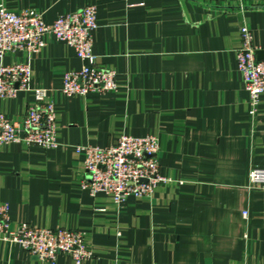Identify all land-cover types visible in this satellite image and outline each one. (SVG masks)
Instances as JSON below:
<instances>
[{"label":"crops","instance_id":"crops-1","mask_svg":"<svg viewBox=\"0 0 264 264\" xmlns=\"http://www.w3.org/2000/svg\"><path fill=\"white\" fill-rule=\"evenodd\" d=\"M2 1L46 24L95 6L92 52L117 84L105 95L63 94V73L83 62L51 35L36 53L0 59L27 63L30 87L48 90L58 143L1 147L0 204L10 228L81 231L92 257L80 264H264V185L248 181L251 168L264 169V93L251 118L236 62L244 23L264 59V0ZM31 99L29 91L0 99V113L18 120ZM123 134L156 137L159 172L170 181L117 208L82 188L76 148L106 147ZM0 264L48 263L0 241ZM54 264L75 263L59 255Z\"/></svg>","mask_w":264,"mask_h":264},{"label":"built area","instance_id":"built-area-1","mask_svg":"<svg viewBox=\"0 0 264 264\" xmlns=\"http://www.w3.org/2000/svg\"><path fill=\"white\" fill-rule=\"evenodd\" d=\"M97 27L95 6H85L62 14L46 24L41 14L31 9L19 14L8 11L0 0V59L15 51L36 53L44 46V36L70 46L83 62L77 71L64 72L60 91L67 96L86 98L116 91V73L101 67L92 52V33ZM240 47L236 51L237 70L248 94V114L253 118L264 93V59H257L252 35L244 23L239 28ZM31 69L14 61L0 65V99H12L20 91L32 93L24 115L9 120L0 113V149L9 143H21L44 149L57 147L54 101L43 88H31ZM84 154L82 188L91 196L103 193L117 208L130 197L151 198L154 189L170 181L159 172L158 140L152 135L133 137L123 134L106 147L78 146ZM250 184L264 185V169L251 168ZM246 218V212H244ZM246 238V235H244ZM0 241L17 244L40 262L54 264L59 255L75 264L92 257L84 234L65 228H35L26 223L10 228L8 206L0 204Z\"/></svg>","mask_w":264,"mask_h":264},{"label":"water","instance_id":"water-1","mask_svg":"<svg viewBox=\"0 0 264 264\" xmlns=\"http://www.w3.org/2000/svg\"><path fill=\"white\" fill-rule=\"evenodd\" d=\"M259 52L256 53V55L258 56ZM258 59V58H257Z\"/></svg>","mask_w":264,"mask_h":264}]
</instances>
